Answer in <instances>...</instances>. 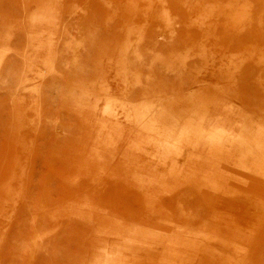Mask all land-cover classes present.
<instances>
[{
  "label": "rangeland",
  "instance_id": "374dc122",
  "mask_svg": "<svg viewBox=\"0 0 264 264\" xmlns=\"http://www.w3.org/2000/svg\"><path fill=\"white\" fill-rule=\"evenodd\" d=\"M0 264H264V0H0Z\"/></svg>",
  "mask_w": 264,
  "mask_h": 264
},
{
  "label": "bare ground",
  "instance_id": "6f19581e",
  "mask_svg": "<svg viewBox=\"0 0 264 264\" xmlns=\"http://www.w3.org/2000/svg\"><path fill=\"white\" fill-rule=\"evenodd\" d=\"M46 16V15H45ZM49 19V18H48ZM103 162V161H102ZM105 261H107V260H105ZM108 262H109V260H108Z\"/></svg>",
  "mask_w": 264,
  "mask_h": 264
}]
</instances>
